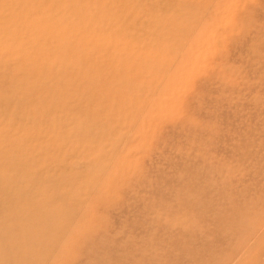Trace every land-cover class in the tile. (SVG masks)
I'll return each mask as SVG.
<instances>
[{
    "label": "rangeland",
    "instance_id": "rangeland-1",
    "mask_svg": "<svg viewBox=\"0 0 264 264\" xmlns=\"http://www.w3.org/2000/svg\"><path fill=\"white\" fill-rule=\"evenodd\" d=\"M0 264H264V0H0Z\"/></svg>",
    "mask_w": 264,
    "mask_h": 264
}]
</instances>
